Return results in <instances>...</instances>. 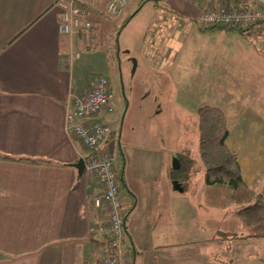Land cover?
I'll list each match as a JSON object with an SVG mask.
<instances>
[{"label": "crops", "instance_id": "crops-1", "mask_svg": "<svg viewBox=\"0 0 264 264\" xmlns=\"http://www.w3.org/2000/svg\"><path fill=\"white\" fill-rule=\"evenodd\" d=\"M61 1L0 0V264H99L104 241L90 234L98 212L89 197L92 181L73 165L87 150L66 125L71 90H89L95 79L85 84L78 77L74 52L88 44L80 32L60 33ZM162 2L143 61L172 76L182 97L195 93L225 102L215 106L227 116V143L238 154L244 181L264 192V41L259 45L252 36L263 39L264 23L243 34L210 30L197 23L199 16L227 0ZM85 13L101 25L107 20ZM188 33L221 43L190 46ZM176 38L177 48L170 46ZM193 56L194 71L188 72ZM123 139L115 131L108 144L116 156L118 144L123 150L124 161L117 163L131 264H264V238H220L240 230L210 224L203 211L213 205L196 194L188 199L187 186L174 183L169 170L179 166L176 152L173 165L158 148ZM231 208L216 212L215 220L220 217L222 225L234 219ZM203 222L212 232L203 230Z\"/></svg>", "mask_w": 264, "mask_h": 264}, {"label": "rangeland", "instance_id": "rangeland-1", "mask_svg": "<svg viewBox=\"0 0 264 264\" xmlns=\"http://www.w3.org/2000/svg\"><path fill=\"white\" fill-rule=\"evenodd\" d=\"M143 1L129 0L120 16L117 17H111L103 12L105 4L99 6L101 10L92 8L91 12H98L107 20L101 25L98 23L97 17L87 16L93 25L90 36L93 35L95 24L98 29H95L96 38L93 41L82 36L88 44L86 50L78 49L79 55H76L77 51L74 52L75 61L79 67L78 77L85 84L101 75L112 80L116 107L114 112L108 114L106 118L116 131L117 137L121 136L123 132V140L126 139L135 144L143 142L154 149L158 148L157 151L161 152L159 155L168 158L173 165L175 159L172 155L174 152L178 153L182 150H190L193 157L200 162L197 111L201 106L207 104L216 105V103H220L224 105L225 102L202 100L196 98L199 96L195 93H188L184 98L178 93V82H173L172 76L163 70L150 67L143 61L141 53L145 49L147 50V40L155 37L152 36L155 30L151 28L154 16L165 6L163 0L147 1L139 9V5ZM134 12H137L136 15L124 24L125 18ZM259 29L263 39L258 38L255 32H252V36L256 43L262 45L264 27ZM235 37L239 44L245 43L241 35L237 34ZM186 38L190 42V46L221 43V39L218 37L202 39L194 33H188ZM180 39L182 40V37ZM177 42H179L178 38L174 42L170 41V46L173 45L177 48V45H181ZM188 60L192 65L188 66L186 71L192 72L194 71L192 66L195 56ZM169 62H173V58H170ZM116 158L117 162L119 159L121 162L124 161L123 150L119 144ZM199 165L198 172L186 185L188 199L191 198L192 194H196V199L207 201L213 205L206 212L203 211V215H209L210 224H219L223 230L234 228L241 231L240 221L236 217H233L234 219L227 217L222 225L220 217L215 220L216 212H219V216L226 214L225 211H228V208L232 210L231 206L228 205L231 189L227 185L215 184L211 187V185L206 184L204 168L200 163ZM202 226L207 233L212 232L210 225L207 226L203 222Z\"/></svg>", "mask_w": 264, "mask_h": 264}, {"label": "built area", "instance_id": "built-area-1", "mask_svg": "<svg viewBox=\"0 0 264 264\" xmlns=\"http://www.w3.org/2000/svg\"><path fill=\"white\" fill-rule=\"evenodd\" d=\"M230 0L218 6L205 7L197 23L203 28L226 26L248 29L264 23V0ZM129 0H63L60 2L59 31L71 36L82 33L90 39L92 21L78 6L100 9L111 17L120 16ZM101 10V9H100ZM79 55V54H78ZM71 106L66 114V125L87 150L85 174L92 181L89 197L98 210L90 225V234L104 242L99 248V264H131L126 254L125 207L120 183V169L116 152L109 143L115 130L106 116L114 112L115 89L112 80L101 75L89 90L70 92Z\"/></svg>", "mask_w": 264, "mask_h": 264}, {"label": "trees", "instance_id": "trees-1", "mask_svg": "<svg viewBox=\"0 0 264 264\" xmlns=\"http://www.w3.org/2000/svg\"><path fill=\"white\" fill-rule=\"evenodd\" d=\"M147 1L160 0H144L139 5V9ZM78 6L86 12L92 10L90 7L86 8L82 4H78ZM137 12L127 16L124 24L129 22ZM208 29L236 30L241 33L247 30L226 26H214ZM197 113L199 121L198 145L200 162L193 157L190 150L178 152L179 166L170 167L171 179L187 185L196 172H198L200 163L204 168V180L206 184H220L230 187L231 194L228 203L234 208V214L242 224L240 232H222L220 238H264V192L252 188L242 177L238 154L227 143L230 130L225 112L218 106L207 104L201 106Z\"/></svg>", "mask_w": 264, "mask_h": 264}, {"label": "water", "instance_id": "water-1", "mask_svg": "<svg viewBox=\"0 0 264 264\" xmlns=\"http://www.w3.org/2000/svg\"><path fill=\"white\" fill-rule=\"evenodd\" d=\"M74 167L77 168L78 173L80 175H82L84 173L85 170V158H80L78 162H76L75 164H73ZM176 185H180L179 182L175 181L174 182ZM180 189H183L182 187L179 186Z\"/></svg>", "mask_w": 264, "mask_h": 264}]
</instances>
